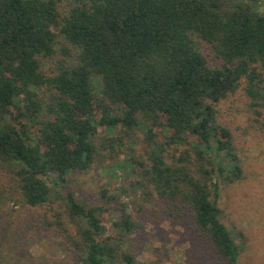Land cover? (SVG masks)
Instances as JSON below:
<instances>
[{
  "label": "trees",
  "instance_id": "1",
  "mask_svg": "<svg viewBox=\"0 0 264 264\" xmlns=\"http://www.w3.org/2000/svg\"><path fill=\"white\" fill-rule=\"evenodd\" d=\"M241 86L264 108V0H0V172L74 264H140L129 206L153 197L184 208L219 263L239 264L246 235L219 197L243 168L217 105ZM99 160L105 175H138L102 187L99 204L66 190Z\"/></svg>",
  "mask_w": 264,
  "mask_h": 264
},
{
  "label": "rangeland",
  "instance_id": "2",
  "mask_svg": "<svg viewBox=\"0 0 264 264\" xmlns=\"http://www.w3.org/2000/svg\"><path fill=\"white\" fill-rule=\"evenodd\" d=\"M60 9L63 12L68 9L66 2L60 3ZM204 50L212 63H221L208 47ZM69 58L75 59V55ZM51 65L44 61L45 70ZM217 109L219 120L233 134L235 152L243 168L239 181L220 184L223 220L232 231H243L246 235L239 264H264V108L252 105L241 86L221 101ZM105 136V130L100 128L96 141ZM143 138L144 133L136 129L128 142L142 152ZM100 163L99 160L88 172L74 173L66 190L99 204L102 187L111 186L110 182L113 186L122 185L138 175L120 169L105 175ZM109 165L107 162L106 166ZM14 194L11 178L0 172V264H74L72 250L60 233L42 225L39 209L16 205ZM139 203L142 200L130 204L129 209L144 224L133 239L140 264H221L184 208L160 197L142 203L141 209ZM106 224L109 227L110 223Z\"/></svg>",
  "mask_w": 264,
  "mask_h": 264
}]
</instances>
